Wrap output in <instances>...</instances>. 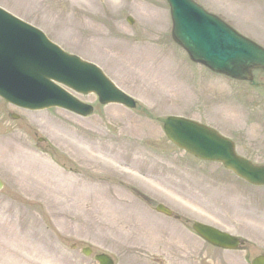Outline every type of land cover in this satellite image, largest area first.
<instances>
[{
	"label": "rangeland",
	"instance_id": "obj_1",
	"mask_svg": "<svg viewBox=\"0 0 264 264\" xmlns=\"http://www.w3.org/2000/svg\"><path fill=\"white\" fill-rule=\"evenodd\" d=\"M195 1L264 47V0H241L239 8L230 0ZM139 3L152 6L159 20L151 22ZM0 7L96 63L137 103L134 109L101 106L92 94L79 96L94 106L92 115L80 117L60 109L26 112L0 99L1 245L32 249L25 256H36L37 264H97L98 252L115 264H249L264 254V185L179 150L156 120L176 115L213 126L239 155L264 165L263 70L236 81L191 62L171 39L165 0H0ZM250 9L254 21H246ZM143 53L149 77H128L134 67L126 75L124 56L139 66ZM40 118L66 126L65 132L49 133ZM90 154L102 165L88 161ZM34 172L54 182L36 185ZM70 175L84 188L76 204L50 193L49 186L67 188ZM158 203L238 236L243 247L209 248L157 214ZM86 246L93 252L87 256ZM6 263L25 264L0 260Z\"/></svg>",
	"mask_w": 264,
	"mask_h": 264
},
{
	"label": "water",
	"instance_id": "obj_2",
	"mask_svg": "<svg viewBox=\"0 0 264 264\" xmlns=\"http://www.w3.org/2000/svg\"><path fill=\"white\" fill-rule=\"evenodd\" d=\"M171 7L172 36L188 53L190 59L211 69L235 79H250L253 68H264V49L243 37L217 16L206 12L192 0H167ZM7 15L0 10V20ZM130 23L133 22L128 18ZM0 22V35L5 25ZM19 48L8 47L3 50L0 39V95L7 101L20 102L28 108H47L61 106L86 115L91 113V107L77 101L65 103L59 100L49 82V77L63 79L67 75L58 74L56 70L62 67L35 70L31 63L24 59L25 55L16 53ZM81 65L91 67L78 59L64 56ZM17 67L14 71L10 68ZM93 68V67H92ZM93 73L78 69L77 77H71L72 84L83 93L95 91L101 103L118 102L129 108H134L135 101L120 92L107 79L100 77L97 69ZM97 79L93 81V79ZM16 100V101H15ZM19 104V103H18ZM163 131L170 142L200 160L221 162L240 178L254 185L264 184V165H255L251 161L237 155L234 143L220 135L214 129L178 116L159 117ZM3 182L0 180V190ZM156 211L170 214L162 204L156 206ZM194 230L208 242L226 248L238 246V238L218 231L210 226L194 223ZM83 252L90 253L84 248ZM99 264H113L110 256L104 253L96 254ZM251 264H264V255L255 257Z\"/></svg>",
	"mask_w": 264,
	"mask_h": 264
},
{
	"label": "bare ground",
	"instance_id": "obj_3",
	"mask_svg": "<svg viewBox=\"0 0 264 264\" xmlns=\"http://www.w3.org/2000/svg\"><path fill=\"white\" fill-rule=\"evenodd\" d=\"M237 1L240 4H237ZM229 4L231 5H235L237 8H239L242 5L241 0H230ZM140 6V12L145 15H147L149 18V20L151 22L157 21L159 20V17L157 15V12H155L152 8V6L149 5V7L143 3H139ZM234 6V7H235ZM251 10V9H250ZM256 15L253 13V10L250 11V17L249 19H246V21L250 20V21H254L256 20ZM143 59H140V65H136L134 61V59L131 57L130 54H126L124 56V60H126V64L128 69H126V75L130 73L131 68L134 67V70L131 71V73L128 75L129 76H135L133 75V73H135L136 75L139 74L141 77L144 78H148L150 75V69L147 68V64H149V62H147V58L145 56V53L142 54ZM135 70H138V72H136ZM154 73L152 74L151 78L153 77ZM38 116H43V114H38ZM39 126L44 129L47 130L49 133H64V129L66 128V126L59 124L55 121L52 120H46L45 118H40L39 119ZM92 164H96L97 166L102 165L103 161L102 159H100L98 156H96L95 154H90L89 158H88ZM43 172H39V173H35L32 174L30 177L32 178L34 184L36 185H42L44 186L45 183L49 184L53 181V178L50 176L46 177L47 179H49V181H47V179L45 178V176L42 174ZM67 179V188H65L64 186H49L50 187V193H52L53 195L59 196L60 197V201L62 202L63 200H66V202H68L70 200V203L72 204H76L79 203V200L84 199V188L79 184L78 180L76 177L74 176H68L66 177ZM63 183V182H62ZM119 215V214H118ZM119 218V217H118ZM118 222V221H116ZM117 224V223H116ZM142 231H146V230H142ZM144 235L150 234L147 231L146 232H141ZM32 249H28L27 247L24 246H20L19 248H11V247H5L3 245L0 244V260L2 262H9L10 260L13 259H18L25 262V264H37V257L34 256V258H26V254L27 255H31L32 253L30 252ZM7 264V263H6ZM139 264H143V263H139Z\"/></svg>",
	"mask_w": 264,
	"mask_h": 264
},
{
	"label": "flooded vegetation",
	"instance_id": "obj_4",
	"mask_svg": "<svg viewBox=\"0 0 264 264\" xmlns=\"http://www.w3.org/2000/svg\"><path fill=\"white\" fill-rule=\"evenodd\" d=\"M14 117L16 119L17 115L14 116ZM0 132L1 133H5L4 130L3 131L1 130ZM10 133H17V131H11ZM163 217L166 218L165 220L167 222L176 223V225L178 224L181 228L186 230V232L196 236L195 233L193 232V230L191 229L192 228V224H193L194 221H190L185 215H182L181 212L178 213V212H174L173 211L170 216H166L165 215ZM204 244H206L209 248H212V249H217V250H222V251H232V250H229V249L217 248V247H214V246H212V245H210L208 243H205V242H204ZM242 247H243V243L241 245V248Z\"/></svg>",
	"mask_w": 264,
	"mask_h": 264
}]
</instances>
